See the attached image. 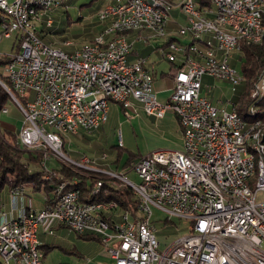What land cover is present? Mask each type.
Segmentation results:
<instances>
[{
    "label": "built area",
    "instance_id": "2783aa9c",
    "mask_svg": "<svg viewBox=\"0 0 264 264\" xmlns=\"http://www.w3.org/2000/svg\"><path fill=\"white\" fill-rule=\"evenodd\" d=\"M63 1L44 0L35 18H28L27 0H0V42L15 36L13 51L0 53L7 60L0 85L24 113L17 143L41 153L45 177L57 178L53 200L40 209L27 198L28 184L10 188L12 210L0 202V264L4 258L21 264V254H28V264H44L39 231L47 223L99 236L114 264H264V201L257 202L264 192V118L255 103L264 99V72L251 87L248 120L234 100L245 81L239 66L243 46L264 40V0H201L220 16L222 30L210 20L185 19L173 33V10H192L191 0H110L96 14L105 23L97 48L51 51L38 26H52L51 13ZM107 34H114L113 42H106ZM151 38L167 40L161 53L176 64L175 87L166 100L155 91L149 56L134 52L136 40L150 44ZM165 45H176L177 54L165 53ZM200 57L211 58V66L200 64ZM206 77L232 85V97L222 99L225 107L203 94ZM110 102L135 113L134 103H143L149 116L173 112L179 119L181 149H157L131 162L128 171L139 174V184L113 169L107 152L74 159L63 150L60 127L71 135L92 133L107 120ZM210 117H219V124H210ZM118 138L122 143L121 131ZM50 156L96 180L92 193L120 181L138 200L137 212L126 209L125 218H117L116 203L81 205L79 188L63 192L64 184L77 186L79 180L48 167ZM213 175L222 176V192ZM152 206L168 220H189L190 232L167 236L162 246Z\"/></svg>",
    "mask_w": 264,
    "mask_h": 264
},
{
    "label": "rangeland",
    "instance_id": "374dc122",
    "mask_svg": "<svg viewBox=\"0 0 264 264\" xmlns=\"http://www.w3.org/2000/svg\"><path fill=\"white\" fill-rule=\"evenodd\" d=\"M89 1L90 0H72L68 3L66 9L64 7V0L60 8L51 13L53 23H55L54 20L56 21L55 25L53 24L55 28L54 31L45 34L43 32L42 23H39V34L44 37L41 38L43 40L45 39L48 45L62 49L64 51H75L77 48L81 47L84 43H86L84 41L85 39L74 37L72 28L79 25V23L84 24L86 22L95 20L97 13L93 15H86L87 9L80 8L82 4ZM80 15H85L82 18V22L77 21ZM94 39H96V37ZM67 41H70L71 43L66 44ZM163 41L164 40L161 38L149 39V42L153 46L160 44ZM14 42L15 36L3 39L0 42V53H11L13 51ZM77 43L82 44L77 45ZM149 58V64L154 71L158 72V74L161 73V71L166 72V74L162 78L159 76V78L156 80V84L157 82L165 80L160 85H167V87H165L167 88V90L173 85L175 87V80H173L172 76H170V69L172 67L174 68V66L171 65V62L165 56L159 55L157 52L151 53ZM205 81V84L209 85L210 88L205 86L203 88V94L209 96L213 104L218 106L219 108L225 107L224 103H222V99L225 100L232 97V85L220 79L212 77H206ZM3 105L8 108V112L0 111V131L9 138V135L11 134H18L23 124L24 113L11 96L7 97ZM135 107L138 113H135L133 109L130 108L127 110H122L116 102H111L109 119L105 124L100 126L98 131H94L87 135H84L86 134V132H81L79 135H71V133H68L66 135L62 134L64 140V152L74 159L81 158L82 154L88 155L90 157H97L102 154L100 153L101 147L110 155V158L113 159V156H115V154H111L108 150L115 151V145L120 144L118 140V132L121 131L123 139V144L121 145H123L127 150L121 160V165H123V163L129 156V152L146 155L150 152V148L152 145L160 143L158 146H170L169 144H173L180 137H182V133L180 132V130L167 125L165 122H163L164 119L162 120V118H152L145 113L144 108L139 104H136ZM230 108V106L227 107L228 110H230ZM169 116L170 115H167L165 119H168ZM149 136L151 137L149 138ZM15 140L17 141V137H15ZM157 149L160 148L153 149L152 151ZM46 164L48 167L58 168L61 165V162L54 156H50L46 160ZM30 168L31 170H33V166H31ZM112 168L118 170L120 173L127 174V176L134 183L139 184L141 182L139 174L134 170L128 171L129 169L117 168L116 164H113ZM39 170L45 171V167L41 166L39 167ZM11 177L12 176H9L10 180L12 179ZM119 187L122 186L119 185ZM4 193L2 197L3 203L5 204L4 209L6 211H10L13 208L11 196L9 194H6V191ZM44 196V191H31L27 195V198L29 201L33 202V205L35 207V205L43 204ZM261 201H264V192H260L257 195V202ZM152 211V222L158 228L159 235L161 237L166 238L167 236L171 235L182 236L190 232L189 220H182L179 218H172L168 220L167 214L155 206H152ZM161 237H159V239L162 240L161 244L162 246H164L167 242H169V240H164ZM61 244L67 248H71L73 246L69 243H66V241L62 242ZM99 260L104 261L105 264H113L112 261L108 259H102V257H100ZM64 262H69L71 264H80L81 259L78 256L69 254L59 248H55L49 251L46 258L44 259V264H58ZM87 264L95 263L93 262Z\"/></svg>",
    "mask_w": 264,
    "mask_h": 264
},
{
    "label": "trees",
    "instance_id": "16d2710c",
    "mask_svg": "<svg viewBox=\"0 0 264 264\" xmlns=\"http://www.w3.org/2000/svg\"><path fill=\"white\" fill-rule=\"evenodd\" d=\"M70 1L72 0H65V6H63L66 9ZM109 2V0H90L89 2L82 4L80 8L87 9L86 15H93L96 14L100 8H102ZM83 16L85 15H80L77 21L82 22ZM54 22L56 23L55 20ZM55 23L53 24L55 25ZM53 24L48 28H43V32L47 34L48 32L54 31L55 28ZM104 25L105 23L95 18V20L91 22H86L84 24L79 23V25L72 28V32L74 34V37H80L82 39H85V42H95V40H98V37L96 36L103 30ZM40 36L44 38L41 34ZM95 37L96 39H94ZM82 43H77V45H80ZM239 58V66L245 76V81L238 88V94L235 95L234 100L238 104L237 110L239 115L248 120L249 114L247 112V107L252 102L250 98V90L255 81H257L261 74L264 72V40L258 44L244 45ZM6 61V58L0 57V75L2 74L1 66L5 64ZM3 80L7 82L6 78L4 77ZM8 96V93L0 85V107L4 106L3 104L5 103ZM255 103L261 107L263 111L261 117L264 118V99L255 100ZM117 104L121 107L122 110H127V108H125L122 104ZM87 134L90 133H86L84 135ZM15 137H17V134H11L8 138L0 131V197L6 186H8V188L10 189L15 186L18 187L27 183H32L34 185L35 191L45 192L47 199H45V202L52 201L54 198V190L56 188L57 178L53 177L51 180L46 179L45 173L39 170V167L41 166L42 162L41 153H34L30 150L24 149L17 143ZM115 147V151L108 150L111 154H115V156H113V159H111L110 155L108 154L107 160L111 167L113 164H116L117 168L129 169L131 162L142 156V154L140 153L129 152L127 160H125L123 165H121V160L127 150L121 144L115 145ZM100 151V153L106 152L101 147ZM30 166H34V169L31 170ZM54 170L59 173L61 172L65 177L72 179L77 178L79 180V183L76 187L79 188V190L81 191V196L83 200L116 201L120 205L122 211H126V209H128L137 212L138 210V200L136 199L132 190L128 187H119V185H121L120 181L114 180L112 182H105L103 184V187L100 189L99 193H92V187L96 180L92 179L91 176H88L83 172L77 171L63 163L58 168H54ZM9 176H12L11 180L9 179ZM52 227L53 223H47L43 225L40 229L48 233V229ZM73 234L77 235L78 238H81L83 240L91 241L96 246L103 247L101 238L95 234ZM40 248L44 252V258L47 256L49 251L55 248H59L69 254L78 255L80 253L77 249L78 247L67 248L61 243H53L52 241L41 243ZM58 264L71 263L64 262Z\"/></svg>",
    "mask_w": 264,
    "mask_h": 264
},
{
    "label": "crops",
    "instance_id": "0c3cea01",
    "mask_svg": "<svg viewBox=\"0 0 264 264\" xmlns=\"http://www.w3.org/2000/svg\"><path fill=\"white\" fill-rule=\"evenodd\" d=\"M171 1L179 2L180 0H171ZM184 23H185L184 15H182L181 11L178 8H175L173 10L172 20H171V23L169 25L170 31H172V33L175 32L179 28V26L184 24ZM131 38H133V39L138 38V34L132 33L131 34ZM166 42H167V40H164L162 43L153 46L151 43L150 44H144L142 41L136 40L134 52L135 53H143V54L148 55L149 57H150V54L153 53V52H157L159 55H162V53H160L161 52V46L166 44ZM149 60H150V58H149ZM171 65L174 66V68L172 67L170 69V76H172V78L174 80V73H175L176 64H173L171 62ZM149 69L154 73V76H155L154 88H155V91H156L158 97L161 100L168 99L171 96V94L173 93L174 85L167 90V88H165V87H167V85H165V86L164 85H160L165 80H163L161 82H157L158 85L156 84V80L159 78V76L162 78L166 74V72L165 71H161V73L158 74V72L153 70V68L150 66V64H149ZM205 83H206V81L204 80V85L206 86L207 84H205ZM170 91H171V93H170ZM139 109H141V108H139ZM167 115H170V116H169L168 119H165L167 117ZM167 115L165 117H160V118H162V120L164 119L163 122H165L167 125H170V126L176 128L177 130H180V132L182 133V130H181L180 125L178 123L179 119H178L177 115L174 114L173 112H169ZM152 118H154V117H152ZM150 137L151 136H149V138ZM118 140H119V138H118ZM119 143L123 144V139H122V143L120 142V140H119ZM182 143H183V136L180 137L173 144L167 143L170 146H166V147L158 146L160 143L152 145L151 148H150L151 149L150 152L153 149H156V148H160V149H162V148L181 149ZM50 168L54 169L55 167H50ZM33 169H34V166H33ZM27 184H28V187H27V193L28 194L31 191H35L34 190V185L32 183H27ZM9 190L10 189L7 186L4 188V190H3L2 194H1V197H0V202H3V198H2L3 197V193L6 191L7 192L6 194H9ZM45 199H46V195L44 196L43 204L35 205V209L42 208L44 206V204H45ZM32 205H33V202H32ZM51 230H53L52 234L49 233V229H48V233L44 232V230L40 229V231H39L40 242L43 243V242L52 241L53 243H59L60 244V243L66 241V243H69V244L73 245L71 248L78 247L77 249L79 250L80 253L78 255H76V254H73V255L78 256L81 259L80 264L93 263V262L95 264H105L104 261L99 260L100 257H102V259H105V260L108 259V260L113 262V260H111V258L109 256V253L104 249V247L96 246L91 241L83 240L81 238H78L77 235H74L73 233L69 232L65 227L60 226L59 224H53V227L51 228ZM161 238L164 239V240H167V239H165L163 237H161Z\"/></svg>",
    "mask_w": 264,
    "mask_h": 264
},
{
    "label": "bare ground",
    "instance_id": "6f19581e",
    "mask_svg": "<svg viewBox=\"0 0 264 264\" xmlns=\"http://www.w3.org/2000/svg\"><path fill=\"white\" fill-rule=\"evenodd\" d=\"M191 5H192V10H195L196 13H194V11L191 10V6L189 5L180 6V11L182 15H184L185 19L210 20V22L213 23V25H219V30H222V23H220V16L213 15V7L204 6L201 0H191ZM43 7H44V0H27L25 4V11L27 12V17L35 18V10H37L38 8H43ZM113 41H114V34H107L106 42H113ZM70 43H71L70 41L66 42V44H70ZM87 46L88 48H97L98 40L97 41L95 40V42L94 41L86 42L79 48H86ZM46 47H50L51 51H64L62 49L52 47L48 45L47 43H46ZM165 53L177 54L176 45H165ZM200 64H203V66H211V58L200 57ZM217 68H222V61H217ZM136 104L141 105L145 111V105H143V103H134V110L137 111L135 107ZM0 109H5V106L0 107ZM109 111H110V108H108L107 120L109 119ZM107 120H100V126L105 124ZM210 124H219V117H210ZM68 133H71V131L68 130L67 127H60L61 137H62V134L66 135ZM46 179L50 180L49 177H46ZM213 183L215 185V188L218 191L222 192V176L213 175ZM18 188H25V185L18 186ZM75 191H76V181H69L63 185V192H75ZM89 203H108V204L116 203L117 218H125L126 211H122L120 208V205L116 201H88V200H83L82 196L80 195L81 205H88ZM20 262L21 264H28V254H21ZM2 264H14V262H12L11 258H4Z\"/></svg>",
    "mask_w": 264,
    "mask_h": 264
}]
</instances>
